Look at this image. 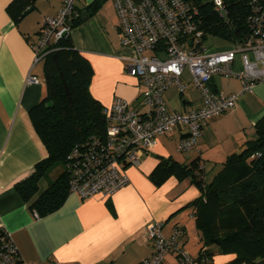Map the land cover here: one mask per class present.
Returning a JSON list of instances; mask_svg holds the SVG:
<instances>
[{
	"label": "crops",
	"instance_id": "obj_1",
	"mask_svg": "<svg viewBox=\"0 0 264 264\" xmlns=\"http://www.w3.org/2000/svg\"><path fill=\"white\" fill-rule=\"evenodd\" d=\"M14 1L0 0V230L10 233L17 247V264H139L153 253L152 243L145 237L146 226L152 222L162 224L165 238L174 229H181L182 249L196 259L201 241L190 204L200 197L199 188L190 177L171 176L155 186L149 176L160 161L171 160L184 166L197 161L202 167V180L211 183L226 158L254 139V125L264 116V85L239 95L233 109L207 120L195 148L179 151L185 135L179 129L159 136L141 156L138 166L124 170L128 183L114 194L88 199L68 194L60 209L38 217L19 196L15 185L47 158L28 115L45 96L43 60L34 62L32 47L44 20L56 15L64 0H35L32 11L18 22L7 12ZM96 1L100 2L99 9L87 15ZM76 9L83 19L69 35L73 48L92 67L91 96L104 109L115 98L135 103L142 87L124 70L121 58L127 51L119 43L112 2L77 0ZM238 66L237 63L236 70ZM29 74L39 84H26ZM188 77L186 82L182 79L185 90L181 94L174 87L165 92L164 101L170 111L186 113L200 107L199 93L189 74ZM217 79L228 80L221 86ZM241 87L237 78L214 77L210 83V89L224 96L238 95ZM173 88L175 92L170 94ZM188 91H195L196 96L182 97ZM41 182L39 192L45 190L40 188ZM232 260L231 255H215L210 264H231ZM166 262L175 264L173 257H166Z\"/></svg>",
	"mask_w": 264,
	"mask_h": 264
},
{
	"label": "built area",
	"instance_id": "obj_2",
	"mask_svg": "<svg viewBox=\"0 0 264 264\" xmlns=\"http://www.w3.org/2000/svg\"><path fill=\"white\" fill-rule=\"evenodd\" d=\"M76 1L64 0L57 14L44 20L32 47L35 63L69 32V21L79 16ZM110 1L118 20L120 46L127 51L121 58L124 70L139 80L142 91L133 104L115 98L103 111L104 137H90L69 152L65 163L68 194L81 199L95 195L106 198L124 187L128 183L124 170L138 166L141 156L154 146L159 136L179 129L185 134L179 151L195 148L207 120L233 109L239 95L252 92L256 85H264V0H246L249 37L245 42L216 51L204 45L199 10L186 0ZM212 5L214 12L225 18L223 1L213 0ZM184 69L199 93L201 105L178 113L167 108L164 94L172 87L180 94L184 92ZM214 77L239 79L240 93L224 96L213 91L210 83ZM26 84L37 85L39 81L29 74ZM199 169L202 171V167ZM181 235V229H174L165 238L162 224H148L145 237L152 243L153 253L139 264H168L166 257H173L175 264H205L183 251ZM19 260L10 233L1 229L0 264H17Z\"/></svg>",
	"mask_w": 264,
	"mask_h": 264
},
{
	"label": "trees",
	"instance_id": "obj_3",
	"mask_svg": "<svg viewBox=\"0 0 264 264\" xmlns=\"http://www.w3.org/2000/svg\"><path fill=\"white\" fill-rule=\"evenodd\" d=\"M34 1L15 0L7 8L11 19L18 22ZM186 1L199 10L204 40L214 37L228 44H243L249 37L246 0H222L225 18L214 12L212 2ZM99 7L96 1L87 15H93ZM82 19H71L69 32L53 43L42 59L45 96L28 114L47 158L36 164L15 190L38 217L60 209L68 196L65 163L71 149L90 137L102 139L105 135L104 108L89 92L92 67L73 48L69 35ZM59 165H63V171L39 192V182ZM199 166L197 161L184 166L165 160L149 176L155 186L171 176L190 177L199 188L200 197L190 204L201 241L196 260L210 264L215 255H231V264H264V116L254 125V139L226 158L211 183H204Z\"/></svg>",
	"mask_w": 264,
	"mask_h": 264
},
{
	"label": "rangeland",
	"instance_id": "obj_4",
	"mask_svg": "<svg viewBox=\"0 0 264 264\" xmlns=\"http://www.w3.org/2000/svg\"><path fill=\"white\" fill-rule=\"evenodd\" d=\"M202 3H210V2H213V0H201ZM204 45L210 50V51H216V50H226L228 49L230 46L228 43L224 42L223 40L221 39H218V38H214V37H207L205 40H204ZM183 82H186L189 77H188V74H187V71L184 72L183 74V77H182ZM228 79H221V81L219 79H217L218 83H220L221 86H225L226 85V81ZM191 87V85L189 86ZM191 89V88H190ZM195 89V88H194ZM189 90V89H188ZM196 90V89H195ZM170 94H173L175 92V89H171L170 91ZM196 96V92L193 91V92H186L182 97H187V96ZM182 99V98H181ZM182 101V100H181ZM180 103V102H178ZM63 165H59L57 166L52 172H51V175L49 174L47 179H44L42 180V182L40 183V188H46L47 184L50 182V181H53L54 179H56V177L59 176V174L61 173V171L63 170ZM51 176V177H50ZM211 177H212V174L208 176L207 178V183H209L211 181Z\"/></svg>",
	"mask_w": 264,
	"mask_h": 264
},
{
	"label": "water",
	"instance_id": "obj_5",
	"mask_svg": "<svg viewBox=\"0 0 264 264\" xmlns=\"http://www.w3.org/2000/svg\"><path fill=\"white\" fill-rule=\"evenodd\" d=\"M31 11H32L31 9H30V10H28V11L26 12V14H29Z\"/></svg>",
	"mask_w": 264,
	"mask_h": 264
}]
</instances>
